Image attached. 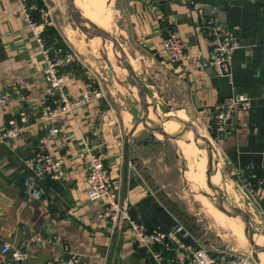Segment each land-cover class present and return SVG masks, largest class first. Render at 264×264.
I'll list each match as a JSON object with an SVG mask.
<instances>
[{"label":"crops","instance_id":"crops-1","mask_svg":"<svg viewBox=\"0 0 264 264\" xmlns=\"http://www.w3.org/2000/svg\"><path fill=\"white\" fill-rule=\"evenodd\" d=\"M114 2L117 10L126 16L128 43L146 56L157 72L168 73L179 89L177 104L184 111L194 112L203 126L211 127L216 104L233 94L250 98L251 109L237 112L217 141V155L226 179L237 170L261 175L264 172V0ZM212 28L231 32L240 40V47L232 54V81L216 72L210 74L204 68L205 62L209 65L208 40ZM170 29L180 34L191 56L183 63L168 66L161 62L156 50ZM43 65L40 48L20 13L17 0H0V95L6 91L9 96L5 104L0 102V126H5L6 120L21 109L32 120L38 117L47 103ZM60 70L65 75L63 91L72 98H77L92 79L80 59ZM133 118L128 108L116 111L104 97L49 123H36L22 137L0 143V248L8 242L13 248L28 252V257L17 264H45L49 259H60L66 256L63 244H68L81 257L82 264H107L115 224L103 216V199L86 198L87 146L104 156L108 178L120 190L126 157L124 204L150 230L164 236L172 232L178 220L160 193L177 186L175 180L179 175L164 142L138 145L133 140L140 139L133 135L125 151V138ZM51 126L59 129L54 136L48 134ZM41 149L63 162L62 180L38 178L24 165L27 156ZM26 177L34 181L39 197H33L25 189L22 181ZM241 195L246 196L242 192ZM263 200L264 182L254 188L252 220L259 213L256 203ZM185 233L176 232L172 242L193 245L194 237ZM36 234L39 239H31ZM260 259L263 260L261 255ZM109 264H154L123 219L118 223Z\"/></svg>","mask_w":264,"mask_h":264},{"label":"rangeland","instance_id":"rangeland-1","mask_svg":"<svg viewBox=\"0 0 264 264\" xmlns=\"http://www.w3.org/2000/svg\"><path fill=\"white\" fill-rule=\"evenodd\" d=\"M40 1L38 3L44 9V18H40L38 13L37 21L43 19L48 21V24L45 23L44 32L50 27L51 31L48 32L55 37L54 41L66 42L74 50L116 111L125 107L133 113L130 130L136 123L139 126V128L136 126L133 133L134 138L141 140L143 136L153 133L167 144L170 162L175 166L179 176L175 180L177 186H170L171 188L161 192L160 195L164 203L172 208L178 222L213 256L230 252L243 253L253 247L257 253L256 256L254 254L256 260L254 259L253 264H260V253H264V232H259L256 229L257 223L251 219L253 217L251 205L254 199L242 190L237 171H234L230 178H225L219 165L217 142L212 141L211 131L197 121L194 112L184 111L181 108L183 106L177 104L179 89L167 75L168 73L157 72L149 59L140 55L139 51L128 43L124 26L125 24L128 26L124 21L126 16L117 10L114 0H79L92 16V20L89 19L91 17H85L80 8L78 10L84 19L104 29L119 42L142 85L149 108L145 123L140 121L143 103L136 85L120 60L117 46L108 39L91 35L80 28L70 14L66 0ZM80 24L94 29L88 23L80 22ZM181 114L185 115L184 119L178 117ZM167 120L179 123L178 128L168 136L160 131L161 128L163 129L164 121ZM189 124L194 126L197 134L209 140L212 146L211 154L208 143L201 137L193 134L192 140L187 139ZM179 140L192 143L193 151H188V154L183 152ZM210 155L211 165H209ZM203 159L204 164L200 165ZM208 170H210V185ZM197 172L198 181H196ZM213 175L218 177L217 184L211 182ZM241 192L243 195L247 194V197L245 195L242 197ZM237 210L247 215L252 227L244 221L243 216L233 215ZM220 216L227 221H223Z\"/></svg>","mask_w":264,"mask_h":264},{"label":"built area","instance_id":"built-area-1","mask_svg":"<svg viewBox=\"0 0 264 264\" xmlns=\"http://www.w3.org/2000/svg\"><path fill=\"white\" fill-rule=\"evenodd\" d=\"M17 2L20 13L35 36L43 57L42 76L47 103L35 120H32L30 114L24 109H21L17 115L8 118L6 125L0 126V143L22 137L36 123H49L55 117L71 113L77 107L105 97L102 88L94 78L88 82L87 87L77 98H72L63 91L65 75L60 69L70 62L78 61L77 54L66 42L53 44V42L45 41L43 34L45 23L48 24V21L46 19L36 21L33 18L34 13L44 16V9L38 0H17ZM208 44L209 66L214 69L216 74L228 77L232 81L230 69L232 54L240 47V40L231 32H221L212 28ZM156 53L161 62L168 66L183 63L191 56L184 40L173 29L168 30L162 38ZM8 99L6 91L0 95L2 104H5ZM251 107L252 102L245 94H233L216 104L212 114V124L209 128L212 133V141L217 142L220 139L237 112L248 111ZM58 132L57 127L51 126L48 134L54 136ZM86 154V198L91 201L103 199L105 201L103 216L113 225L120 214V219L128 223L134 240L145 249L147 256L154 264H253L254 258L251 249L243 253L230 252L213 256L195 239L193 245L174 244L172 241L175 239L176 232L184 231L185 234L188 232L179 222L174 224L173 230L168 236L150 230L144 221L131 216L126 204L121 207L120 189L114 187L108 178L104 156L90 146H87ZM23 161L24 165L38 178L60 181L65 177L63 162L46 150H38ZM262 174L259 176L258 173L256 175L254 172L245 173L242 170H237V178L242 183V190L250 194L253 199L254 188L264 182V172ZM22 183L33 197L40 196V191L34 187L32 178L26 177ZM256 204L259 213L254 222L257 223L256 229L259 232H264V200ZM31 239H39V235H33ZM62 248L66 256L60 259H49L45 264H82L81 257L74 253L68 244H63ZM27 257L28 252L13 248L8 242L3 243L0 248V264H17Z\"/></svg>","mask_w":264,"mask_h":264},{"label":"water","instance_id":"water-1","mask_svg":"<svg viewBox=\"0 0 264 264\" xmlns=\"http://www.w3.org/2000/svg\"><path fill=\"white\" fill-rule=\"evenodd\" d=\"M66 2L68 4L69 10H70V14L74 17L75 22L80 26V28L84 29L85 31H87L91 35L98 36V37H101V38H104V39H108L115 46H117L118 51H119L120 60L124 64V66H125L128 74L130 76V79L136 85L137 90H138V93H139V96H140V99H141V101L143 103V114H142V117H141L140 121H142L143 123H145V117L148 114V109L149 108H148V105H147V102H146V98H145V96L143 94L142 85H141L140 81L137 79L136 75L134 74L133 69H132V67L130 65V62L126 58V55H125L123 49L121 48L119 42L117 41L116 38H114L112 35H110L104 29L99 28L93 22L84 19V17L80 14L78 8L75 6L74 0H66ZM80 22L88 23V24L92 25L94 29H89L85 25L80 24ZM204 68H206L207 71L210 74L215 73L214 69L211 66H209L207 62L204 63ZM137 125H138V123H136L133 126V128L126 135V138H125V151H126V148L128 146L129 140H130L131 136L133 135V133H134ZM187 126H188L189 130L192 131V133L194 135H196L197 137H201L203 140H205L208 143V145H209V152L211 154L212 153V149H211L212 146H211V143L209 142V140H207L206 138H204V136H200L199 134H197L196 133V129L194 128V126L192 124H189ZM160 131L164 135L168 136V133L165 132L162 128H161ZM133 142L135 144H138V145L139 144H155V143H163V140L157 138L153 133H151L146 138H144L143 140H133ZM209 165H211V155L209 157ZM126 169H127V162H126V157H125V160H124L123 179H122V182H121V190H120V205H121V207L124 205V194H125V187H126V184H125ZM207 176H208V183L210 185V181H209L210 180V170H208ZM210 187H212V186H210ZM222 210L224 211V209H222ZM233 215L234 216H236V215L243 216L244 217V221L247 222V224L252 227V225H251L252 223L249 221L247 215L244 214L242 211L237 210V213H235ZM119 220H120V214H118L116 223H115L114 228H113L112 241H111V246H110V251H109V255H108L107 264H109L110 257H111V254H112V250H113V246H114V240H115V236H116V233H117V230H118ZM251 250H252L253 258L255 259L254 254L256 256L257 253L255 252V250L253 249V247H251ZM257 259H258V256H257Z\"/></svg>","mask_w":264,"mask_h":264},{"label":"bare ground","instance_id":"bare-ground-1","mask_svg":"<svg viewBox=\"0 0 264 264\" xmlns=\"http://www.w3.org/2000/svg\"><path fill=\"white\" fill-rule=\"evenodd\" d=\"M93 1H95V0H93ZM97 1V0H96ZM82 2H80L79 0H74V4H75V6L77 7V8H80L81 9V12H82V14L85 16V17H91V18H89V19H91L92 20V16L91 15H89V13L87 12L88 10L86 9V7L85 6H83L82 4H81ZM106 3V2H105ZM93 20H95V19H93ZM110 46V45H109ZM108 50H110V49H108ZM111 51V50H110ZM171 113V112H170ZM170 113H168V114H170ZM166 114V113H165ZM184 116L185 115H183V114H181V115H179L178 117L179 118H181V119H184ZM178 125H179V123L178 122H176V121H174V120H167V121H164V123H163V130L165 131V132H167L168 134L169 133H171V132H173L176 128H178ZM138 128H139V126H137ZM137 128V129H138ZM186 137H187V139H189V140H192V137H193V133H192V131H188V133H187V135H186ZM180 141V145H181V149L183 150V152H185L186 154H188V151H193V147H192V143H187V142H184V141H182V140H179ZM200 157V156H199ZM199 163V162H198ZM204 164V159L202 160V162L200 163V165H203ZM199 179H198V172H197V178H196V181H198ZM211 182H213V183H218V177L216 176V175H213L212 177H211ZM239 217V216H238ZM220 218H222L223 219V221H227V219H225L224 217H222V216H220ZM236 218V217H235ZM239 223V222H238ZM235 224V223H234ZM242 224V223H241ZM237 226H239L238 224H237ZM258 240V239H257ZM262 252V251H261ZM259 253H260V251H259ZM260 255H261V257H262V259L264 260V253L262 252V253H260ZM259 260H260V264L261 263H263L264 264V261L263 260H261L260 258H259Z\"/></svg>","mask_w":264,"mask_h":264},{"label":"trees","instance_id":"trees-1","mask_svg":"<svg viewBox=\"0 0 264 264\" xmlns=\"http://www.w3.org/2000/svg\"><path fill=\"white\" fill-rule=\"evenodd\" d=\"M40 0H38V2H39ZM41 2V1H40ZM38 13H34V15H33V18L37 21V19H39V17H38ZM36 16V17H35ZM38 17V18H37ZM48 30H50L51 31V28L50 27H48V28H46L45 29V32H44V34H43V37H44V39H45V41L47 42V43H51L52 41H53V44H61L62 42H58V41H54L53 40V38H55L54 36H52L51 34H50V32H48ZM165 35H166V32H165ZM159 58V57H158ZM70 65V64H69ZM256 175H257V173L256 172H254ZM259 174V173H258ZM259 176H260V174H259ZM170 209H172L171 207H170ZM173 211V210H172ZM129 212H130V214L132 215V217L134 216L135 217V213H134V211L131 209V207L129 208Z\"/></svg>","mask_w":264,"mask_h":264}]
</instances>
